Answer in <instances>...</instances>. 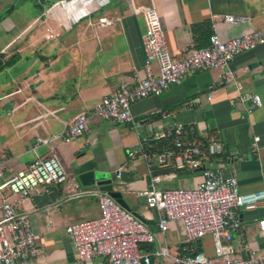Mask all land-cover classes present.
<instances>
[{
	"label": "crops",
	"instance_id": "1",
	"mask_svg": "<svg viewBox=\"0 0 264 264\" xmlns=\"http://www.w3.org/2000/svg\"><path fill=\"white\" fill-rule=\"evenodd\" d=\"M59 1L45 10L39 7L35 22L41 25L33 40L21 39L27 28L24 25L0 43V133L9 124L18 126L13 139L0 143V159L8 160L4 176L26 168L36 156L50 153L58 157L68 175V184L38 187L20 201L19 211L29 218L38 250L27 264H80L66 227L100 215L97 197L90 193L99 186L79 180L88 170L110 172L113 188L121 193L127 210L156 234L151 250L166 243L172 253L179 252L185 243L182 222H170L161 234L160 214L148 208L142 196L151 173L173 169L153 167L149 173L140 151L133 158L128 156L139 142L151 140L154 132L171 123L191 128L198 143L211 136L218 138L222 151L202 159L204 166L235 176L241 193L264 194V42L238 54L229 64L243 94H258L260 106L242 100L233 83L223 82L222 69L213 68L188 74L162 94L134 102L132 114L144 125L140 136L127 123L94 114L104 95L120 84L133 87L143 77V11L147 6L157 9L168 49L174 59H181L204 41L202 25L206 22L212 34L222 40L255 30L264 37V0H109L79 20L69 15V8L57 5ZM226 14L248 19L226 22ZM101 18L106 22L101 23ZM64 36L67 38L52 41ZM28 50L34 51L32 57L26 55ZM64 52L68 55L62 56ZM153 69L156 73L155 62ZM80 113L90 117L86 131L70 140L62 139ZM151 143L155 148L150 151L159 148L158 142ZM120 167L121 181L116 183L115 171ZM201 178V169H177L174 177L159 182L157 188H193ZM74 185L78 195H73ZM237 214L240 227L232 240L224 243L241 257L251 253L264 256V234L257 226L264 217V198L254 209L240 208ZM195 247L207 254L212 264L220 263L210 234L198 239ZM86 264H105V259L97 256Z\"/></svg>",
	"mask_w": 264,
	"mask_h": 264
},
{
	"label": "built area",
	"instance_id": "2",
	"mask_svg": "<svg viewBox=\"0 0 264 264\" xmlns=\"http://www.w3.org/2000/svg\"><path fill=\"white\" fill-rule=\"evenodd\" d=\"M108 1L60 0L56 4L61 7L74 5L78 9L84 7V13L75 16L79 20ZM143 17V77L133 87L120 84L104 95L94 109L95 115L111 122L127 123L140 136L144 125L142 120L132 114L131 105L134 102L162 94L188 74L213 68L222 69L223 82L233 83L242 100H250L254 106L261 105L258 94H243L240 81L229 67L235 56L264 42L261 31L255 30L228 40L212 34L207 46L198 48L181 59H174L168 49L157 9L147 6ZM247 19L243 15L223 16L226 22ZM100 21L106 22L105 18ZM153 62L157 65L156 73ZM89 119L86 113L78 114L62 133V139L67 141L81 135L87 129ZM149 142H164L165 147L147 151ZM136 147L128 151V156L133 158L140 151L149 173L153 167L173 169L168 173H151L148 185L142 192L146 206L160 214L158 229L161 234L166 232L170 222L180 220L184 227L185 243L195 245L198 239L211 235L214 256L220 260L219 264H264V256L251 253L248 257H241L235 254L231 245L224 243L231 241L240 227L237 210L254 209L264 198V194L241 193L235 176H227L221 170L204 166L202 159L222 151L223 143L218 138L211 136L205 143H198L191 128L175 122L166 129L154 132L151 140L144 139ZM7 163V159H0V264H27L29 259L37 255L38 250L29 218L19 211L20 201L38 187L68 184V175L54 153L36 156L26 168L18 169L5 177ZM177 169H201L202 178L193 188H157L159 182L174 177V170ZM122 170L123 167H120L115 171L116 183L121 181ZM72 189L73 195L79 194L77 185ZM90 193L97 197L100 215L66 227L80 264H86L97 256L104 258L105 264H165L166 260L172 264H212V259L207 254L194 251L195 248L190 245L182 246L177 253H172L166 243L155 250L141 251L140 245L154 243L156 234L106 191L95 189ZM257 226L264 234V217L258 220Z\"/></svg>",
	"mask_w": 264,
	"mask_h": 264
},
{
	"label": "rangeland",
	"instance_id": "3",
	"mask_svg": "<svg viewBox=\"0 0 264 264\" xmlns=\"http://www.w3.org/2000/svg\"><path fill=\"white\" fill-rule=\"evenodd\" d=\"M44 1L47 0H0V14H3L0 20V43L1 41H5L11 35L12 31L17 30L24 25H27V28L23 31L21 39L26 41L33 40L34 32L37 30V27L41 25L40 22H35V20L39 14L38 9H40V3H43ZM52 1L53 0H51V2ZM47 7L48 6L44 7V10ZM66 7L67 6L63 8L65 9ZM45 18L46 17H44V19ZM46 19L50 20L51 18ZM62 38L66 39L67 36L61 38L56 37L52 41L61 40ZM27 54L28 57H32L34 51L28 50L26 51V55ZM66 55L68 54H65L64 52L62 56ZM9 125L10 127L8 129L6 128L4 133H0V143H3V140L5 139H13L15 131L18 130V126L15 123Z\"/></svg>",
	"mask_w": 264,
	"mask_h": 264
},
{
	"label": "water",
	"instance_id": "4",
	"mask_svg": "<svg viewBox=\"0 0 264 264\" xmlns=\"http://www.w3.org/2000/svg\"><path fill=\"white\" fill-rule=\"evenodd\" d=\"M79 180L84 185H88V184L98 185L101 190L106 191L122 207H124L125 209H128L125 202L121 198V193L117 190H114L113 188L114 185H113V180H112L110 172L100 171V170H88L79 175ZM138 218L141 221H143L140 217Z\"/></svg>",
	"mask_w": 264,
	"mask_h": 264
},
{
	"label": "trees",
	"instance_id": "5",
	"mask_svg": "<svg viewBox=\"0 0 264 264\" xmlns=\"http://www.w3.org/2000/svg\"><path fill=\"white\" fill-rule=\"evenodd\" d=\"M54 1H55V0H53L52 2H51V0L44 1L43 3H40V8H42V7H46V6H49V5H51ZM1 18H2V15H0V20H1ZM202 28H203V30H205V33H204V35H203L204 41H203L202 43H200L199 45H197V49H198V48H201V47H205V46H207V45H208V42H209V37H210V35H212V30H211V28H210V24H209V22H208V23H207V22H206V23H203ZM185 139H186L185 136H183V140H185ZM164 145H165L164 142L158 143V147L161 148V149L165 147ZM154 148H155V144H154V143H151V144H149V145L146 146L147 151H150V149L153 150ZM150 245H151V244H141L140 247H139V249H140V250H145V251H150V250H151ZM184 245H190V246H193V247L195 248L194 251H196V252L199 251V250L195 247V245H193V244H191V243H183V244L180 246L179 251H180V249L182 248V246H184ZM146 249H147V250H146Z\"/></svg>",
	"mask_w": 264,
	"mask_h": 264
},
{
	"label": "bare ground",
	"instance_id": "6",
	"mask_svg": "<svg viewBox=\"0 0 264 264\" xmlns=\"http://www.w3.org/2000/svg\"><path fill=\"white\" fill-rule=\"evenodd\" d=\"M67 8H69V9L67 10V12H70V15H71L72 17H75L77 14H78V15H81V14L84 13V7H82V6H81L80 9H78V6H74V5H72V7L67 6Z\"/></svg>",
	"mask_w": 264,
	"mask_h": 264
}]
</instances>
